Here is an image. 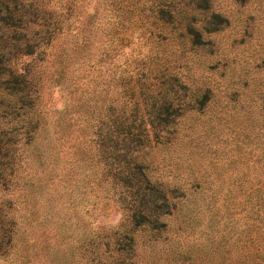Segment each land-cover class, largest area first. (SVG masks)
I'll return each instance as SVG.
<instances>
[{
  "label": "rangeland",
  "instance_id": "rangeland-1",
  "mask_svg": "<svg viewBox=\"0 0 264 264\" xmlns=\"http://www.w3.org/2000/svg\"><path fill=\"white\" fill-rule=\"evenodd\" d=\"M113 1L41 0L59 33L10 60L39 123L1 150L0 264H264V0H177L138 28ZM168 75L177 115L129 154L139 168L117 163L101 137Z\"/></svg>",
  "mask_w": 264,
  "mask_h": 264
},
{
  "label": "trees",
  "instance_id": "trees-1",
  "mask_svg": "<svg viewBox=\"0 0 264 264\" xmlns=\"http://www.w3.org/2000/svg\"><path fill=\"white\" fill-rule=\"evenodd\" d=\"M40 1L0 0V117L6 124L0 126V154L2 149V151L7 150L8 142L23 127L30 126L33 132L38 127L39 121L34 109V103L39 97L38 90L31 85L32 79H28L26 69L16 72L11 67L10 60L17 54L28 56L41 51L39 49L50 45L55 34L59 33L60 20L54 17L51 8L44 7ZM175 1L177 0H128L126 6L128 13L132 14L131 18L129 17L131 25H135V28L146 26L144 21L148 19H151L152 25L160 27L171 24L174 19ZM183 1L187 5L189 0ZM114 3L118 9L122 8L121 2L115 0ZM145 5L147 9L144 10ZM133 14L139 16L134 17ZM160 33L161 30L157 32L158 35H155L152 29L149 31V35L156 38ZM137 38L140 40L141 37L126 38V42L134 43V39ZM137 73L138 70H135L134 75L128 77V82L138 84L146 76L145 73L137 76ZM160 78L162 77L153 76L147 87H142L137 92L140 101H133L131 108L122 110L114 118V129L107 131L106 140L101 137L102 143L110 142L114 145L115 160L119 164L125 163V166H130L132 169L139 168L136 160H128L129 154L148 142V128L155 129L157 125L161 127L160 130H164V127L172 122V119L168 118L169 112L174 118L177 115L172 109L173 100H177L176 89L180 86L185 89V85L179 83L174 76L168 75V82H165L162 88L163 82ZM166 98L169 101H166ZM136 121L141 125L142 134L135 126ZM5 168L6 166L0 161V176ZM122 178H127L123 172Z\"/></svg>",
  "mask_w": 264,
  "mask_h": 264
}]
</instances>
